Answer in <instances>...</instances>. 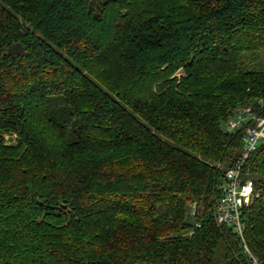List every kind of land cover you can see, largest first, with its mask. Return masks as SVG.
I'll return each mask as SVG.
<instances>
[{"label": "trees", "instance_id": "1", "mask_svg": "<svg viewBox=\"0 0 264 264\" xmlns=\"http://www.w3.org/2000/svg\"><path fill=\"white\" fill-rule=\"evenodd\" d=\"M260 105L264 0H0V264H252L215 209Z\"/></svg>", "mask_w": 264, "mask_h": 264}, {"label": "built area", "instance_id": "2", "mask_svg": "<svg viewBox=\"0 0 264 264\" xmlns=\"http://www.w3.org/2000/svg\"><path fill=\"white\" fill-rule=\"evenodd\" d=\"M254 109H239L227 123V129L236 131L243 129L242 152L233 166L229 167L219 184V198L216 203L215 218L218 224L231 227L241 238L245 251L252 264H262L252 255L244 239L246 229L244 210L259 197L253 178L245 170L252 153L264 143V106Z\"/></svg>", "mask_w": 264, "mask_h": 264}, {"label": "water", "instance_id": "3", "mask_svg": "<svg viewBox=\"0 0 264 264\" xmlns=\"http://www.w3.org/2000/svg\"><path fill=\"white\" fill-rule=\"evenodd\" d=\"M22 52H23V49H22V45L21 44L16 45L14 48H12L9 51V53L11 55H16V54H19V53H22ZM190 225L191 226H194L195 225V218H192L191 219Z\"/></svg>", "mask_w": 264, "mask_h": 264}, {"label": "rangeland", "instance_id": "4", "mask_svg": "<svg viewBox=\"0 0 264 264\" xmlns=\"http://www.w3.org/2000/svg\"><path fill=\"white\" fill-rule=\"evenodd\" d=\"M18 44H20V43H16V44H13L10 48H9V51L12 49V48H14L16 45H18ZM255 65V64H254ZM182 74V71H179L178 73H177V75H181ZM62 105H55L54 106V109L53 110H59V109H61L62 107H61ZM72 123H73V121L71 120L70 122H69V126H71L72 125ZM193 206H192V209L194 210L195 209V204L193 203L192 204Z\"/></svg>", "mask_w": 264, "mask_h": 264}]
</instances>
